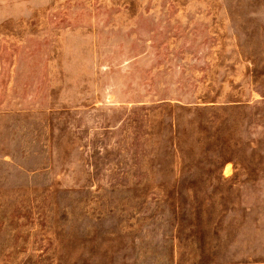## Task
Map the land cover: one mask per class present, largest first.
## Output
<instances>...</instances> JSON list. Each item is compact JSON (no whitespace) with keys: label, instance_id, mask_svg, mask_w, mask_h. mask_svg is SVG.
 I'll use <instances>...</instances> for the list:
<instances>
[{"label":"rangeland","instance_id":"374dc122","mask_svg":"<svg viewBox=\"0 0 264 264\" xmlns=\"http://www.w3.org/2000/svg\"><path fill=\"white\" fill-rule=\"evenodd\" d=\"M0 264H264V0H0Z\"/></svg>","mask_w":264,"mask_h":264}]
</instances>
